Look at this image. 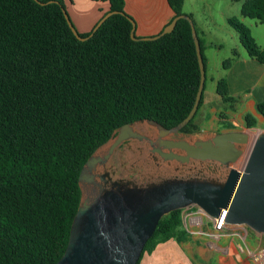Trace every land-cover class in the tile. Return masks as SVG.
Segmentation results:
<instances>
[{"label": "trees", "instance_id": "obj_1", "mask_svg": "<svg viewBox=\"0 0 264 264\" xmlns=\"http://www.w3.org/2000/svg\"><path fill=\"white\" fill-rule=\"evenodd\" d=\"M71 1L0 0V264H57L81 204L87 160L126 124L179 125L201 84L188 20L159 39L134 40L125 0H103L113 14L80 41L65 16ZM168 3L175 17L184 14L185 0ZM241 16L264 24V0H245ZM228 22L264 65V47L249 27L238 18ZM218 93L233 102L226 80ZM256 111L264 117V98L256 96ZM195 118L180 134L199 131ZM244 119L257 127L252 114ZM183 211L160 220L137 264L162 243L189 239Z\"/></svg>", "mask_w": 264, "mask_h": 264}, {"label": "water", "instance_id": "obj_2", "mask_svg": "<svg viewBox=\"0 0 264 264\" xmlns=\"http://www.w3.org/2000/svg\"><path fill=\"white\" fill-rule=\"evenodd\" d=\"M112 14L107 13L98 22L90 37ZM65 16L74 35L80 41L88 40L89 37L80 36L66 11ZM181 18L192 27L201 69V84L192 111L172 129L151 120L137 122L155 126V140L135 131V123L126 124L115 132L113 137L116 133L117 136L107 152L99 155L97 151L87 160L79 176L81 204L68 246L57 264H137L160 220L173 211L192 207L213 219H221L223 211H227V225L246 226L264 235V130L255 135L245 131L221 132L193 143L170 138L180 134L195 117L204 92L206 70L194 20L183 14L160 34L142 38L136 36L133 22L131 37L159 39L173 32ZM132 139L149 140L164 162L177 161L188 167V176H159L138 184L129 179L112 180L108 173L98 174V168L107 163L115 149ZM193 162H199L201 167L194 168ZM207 163L208 168L202 167ZM219 167L227 171L218 173ZM207 172L221 176L208 177Z\"/></svg>", "mask_w": 264, "mask_h": 264}, {"label": "crops", "instance_id": "obj_3", "mask_svg": "<svg viewBox=\"0 0 264 264\" xmlns=\"http://www.w3.org/2000/svg\"><path fill=\"white\" fill-rule=\"evenodd\" d=\"M201 1L206 5L211 2V0ZM223 1L228 3L225 11L214 15L208 10L209 14L204 16L206 24H216L217 21H225L229 24L230 18H236L229 12L238 8L241 10L245 0ZM218 8L221 10L222 6L219 5ZM67 11L78 32L87 34L109 12V4L103 0H72L67 2ZM125 12L134 20L135 34L139 38L160 34L175 18L168 0H125ZM183 13L193 16L203 46L205 44L209 48L215 47L218 51L226 49V37L218 34L209 40L210 33L199 31L196 9L194 5L189 4L188 0H185ZM240 18L244 23L248 20L241 16V11ZM229 33L231 37H234V34ZM237 37L240 39L238 34ZM228 49L230 51L228 58L233 56V59H230L232 62L226 67L224 64L225 72L212 78V87L209 90L206 76L203 102L195 118L199 131L183 137L190 143L211 139L221 132L239 130L237 121L247 114H252L257 119V127L252 129L264 130V117L256 111V96L264 98V65L251 58L245 48L243 50L245 52L239 50L238 46L234 49L230 46ZM207 66L206 59V75ZM236 69H239L240 80L245 79L249 73H255L257 80L254 85L243 87L241 91H238L234 87L235 79L233 78ZM223 79L228 83L229 95L233 98L231 103H226L218 93V83ZM183 220L184 228L190 234L189 239L182 243L170 240L158 245L153 253L145 254L140 264H264V235L245 232L243 241L236 237L211 239L202 233L209 232L212 224L208 216L197 207L183 211ZM241 244L244 246L243 250H240Z\"/></svg>", "mask_w": 264, "mask_h": 264}, {"label": "rangeland", "instance_id": "obj_4", "mask_svg": "<svg viewBox=\"0 0 264 264\" xmlns=\"http://www.w3.org/2000/svg\"><path fill=\"white\" fill-rule=\"evenodd\" d=\"M188 2H189V4L194 5V7L196 9L195 15H196L197 21L199 23V31L203 30L206 33H210L212 36L208 35L209 40L211 38H213L214 36H217L218 34L223 36V37H226V49H223L222 51H218L215 47L209 48L205 44L203 46L204 47V56L208 62L207 75L206 76H207V89L209 90L212 87V78L217 77L219 75V73H221V72H225L224 71L225 68H223L224 64H226L225 62L230 60V59H233V56H231V58H228V55L230 54V51L228 48L231 46L234 49L236 46H238L239 50H241L242 52H245V51H243L244 47L242 46L240 39H238V37H237V32L227 22L217 21L216 24L210 25V24H206V22L204 21V16L208 15L209 11L211 13H214V15H217L218 13H220V11H225L226 5L228 4L227 1L211 0V2H209V5H206L201 0H188ZM219 5L222 6L223 10L222 9L220 10L218 8ZM223 6H224V8H223ZM240 11L241 10L238 8L236 10L230 11L229 13H231L232 15H234V17H236L242 21V19L240 18ZM244 24L247 27H249V29L251 30L252 36L255 39L257 45L260 47H264V24H261V23L257 22L256 20H251V19L246 20ZM229 32L234 34V37H231ZM78 33L81 34L80 32H78ZM230 61L232 62V60H230ZM233 78L235 79V86L234 87H236L238 89V91H241L240 89H242L243 87H251L252 85H254L255 81L257 80V76L255 73H249L248 75H246L245 79L240 80L239 69H236V72L233 75ZM133 127H134V129L139 130L142 133L154 135L155 137L158 136V130L156 129V127L153 125H150L147 122L135 123ZM237 128L239 130H235V131H245V132L250 133L251 135H255V133L257 132L256 130H254L252 128H248L246 126L244 117H241L237 121ZM185 136H187V135L178 134L176 136H171L170 138H172V139H183V137H185ZM113 142H114V140H111L110 142H108V144H106L102 148H100L98 150V154L107 151ZM145 146H146V153H145V160L146 161H144L145 175L148 172H150V174H153L152 170H157V172L161 171V173L153 175L155 178H157L159 176L172 177L175 175L184 176V177L188 176L187 173H185L186 170L188 169V167L185 166L186 167L185 172L181 173V171L176 170L177 168L183 167V165L181 163H179L177 161H172L170 164L167 162H164L158 154L152 153L153 147L150 146L149 143H146ZM135 157H136V154H134V153H128L127 154L126 159L129 162V164H128L129 168H131V166H130L131 163H134L133 160ZM154 157H157L161 160V166L159 167V170L155 164ZM207 166H210V165L208 163L205 165H202V167H207ZM196 167H194V168H196ZM200 167L201 166H199V168ZM160 168L163 170H161ZM217 170H218V173L222 172V174H223V172L227 171V169L225 167H219V168H217ZM128 174H129L128 171L123 170L119 173V175L116 178L125 179L126 176H128ZM206 175L208 177H217L219 175L221 176V173L220 174H211V173L207 172ZM148 177H151V176H148ZM145 178H146V176H145ZM146 179H147L146 181L142 180L143 182L139 180L138 183L139 184L147 183L148 178H146ZM238 232L241 234V238H242V239H240V238H238V239L240 241H243V239L245 237V232L252 233L254 231H252L251 229H249L248 227L245 226L242 229H238ZM241 246L244 247L243 244H241Z\"/></svg>", "mask_w": 264, "mask_h": 264}, {"label": "flooded vegetation", "instance_id": "obj_5", "mask_svg": "<svg viewBox=\"0 0 264 264\" xmlns=\"http://www.w3.org/2000/svg\"><path fill=\"white\" fill-rule=\"evenodd\" d=\"M135 131L147 136L151 140H155L157 138L154 135L145 134V133H142L136 129H135ZM116 136H117V133L113 137V139H111V140H114L116 138ZM146 143H149V145L152 146L150 141L146 140V139H143V140L132 139V140H129L127 142H124L121 146H119L117 149H115V151L113 152V155L110 157V159L107 161V163L98 168L97 173L98 174L108 173L109 177L112 180H117L119 178H116V177L119 175V173L123 170H126L129 172V174H128V176H126L125 180L129 179V180H132L136 183H138L139 180L140 181H142V180L146 181L147 180L146 178H148V179L155 178L153 175L161 173V171L157 172V170H152L153 174H150V172H148L146 175L144 172L145 171L144 161H146L145 160V153H146V146L145 145H146ZM153 150H154V148H153ZM153 150H152V153H156ZM105 152H107V151H105ZM105 152L99 153V155H103ZM128 153L136 154V157L133 160L134 163H131V165H130L131 168L128 167L129 162L126 159V156ZM156 154H158V153H156ZM154 161H155V164L159 170V167L161 166V160L157 157H154ZM193 166L194 167L197 166V168H198V166H201V164L200 163H194ZM161 170H163V169H161ZM185 170H186L185 166L179 168V171H181V173H184ZM145 176H146V178H145ZM148 176H151V177H148Z\"/></svg>", "mask_w": 264, "mask_h": 264}, {"label": "built area", "instance_id": "obj_6", "mask_svg": "<svg viewBox=\"0 0 264 264\" xmlns=\"http://www.w3.org/2000/svg\"><path fill=\"white\" fill-rule=\"evenodd\" d=\"M201 211V210H200ZM227 211H223V215L221 219H213L208 216L212 228L209 232L207 233H202L206 235L207 237L214 239V240H220L224 237H236V238H241V234L238 232V229H242L245 226H231L227 225L225 222V217H226ZM240 250H243V247H240Z\"/></svg>", "mask_w": 264, "mask_h": 264}, {"label": "bare ground", "instance_id": "obj_7", "mask_svg": "<svg viewBox=\"0 0 264 264\" xmlns=\"http://www.w3.org/2000/svg\"><path fill=\"white\" fill-rule=\"evenodd\" d=\"M144 127V126H143Z\"/></svg>", "mask_w": 264, "mask_h": 264}]
</instances>
